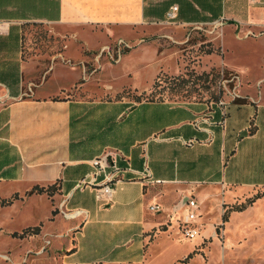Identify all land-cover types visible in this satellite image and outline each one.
Listing matches in <instances>:
<instances>
[{
    "label": "crops",
    "instance_id": "1",
    "mask_svg": "<svg viewBox=\"0 0 264 264\" xmlns=\"http://www.w3.org/2000/svg\"><path fill=\"white\" fill-rule=\"evenodd\" d=\"M173 7L174 19L166 22ZM0 22V188L9 189L7 196L48 197L54 204L30 242L54 238L50 260L57 264H152L161 248L178 241L188 247L169 264H223L199 248L218 241L214 226L222 222L229 233L239 224L221 221L213 199L204 226L196 198H214V190L237 195L264 189V96L254 93L256 84H264L263 68L245 101L223 108L218 98L133 102L77 84L80 69L73 82L61 84L60 76L74 69L54 58L35 75L21 46L24 27L34 24L55 28L54 36L82 49L91 38L169 36L166 26L188 35L217 23L221 36L231 28L225 37L256 42L264 37V0H0ZM188 139L200 143L185 148L180 140ZM106 151L124 158L119 165L128 170L109 198L97 199L99 186L79 183L91 179L90 161ZM183 198L197 207L193 240L180 236L172 217ZM227 235L229 248L234 240Z\"/></svg>",
    "mask_w": 264,
    "mask_h": 264
},
{
    "label": "rangeland",
    "instance_id": "2",
    "mask_svg": "<svg viewBox=\"0 0 264 264\" xmlns=\"http://www.w3.org/2000/svg\"><path fill=\"white\" fill-rule=\"evenodd\" d=\"M163 29L169 31V36L140 37L138 41L129 42L116 38L97 42L91 38L90 47L82 49L54 36L55 28L34 24L24 27L21 56L23 61L34 63L35 75L44 63L54 58L55 63L74 69L63 71L61 84L73 82L80 69L82 74L79 73L77 84H86L95 94L105 93L108 98L114 93L128 95L133 102L208 103L215 98L225 104L245 101L242 99L251 94V85L263 74L264 37L256 42L225 37L231 33V28L223 29L222 36L220 30L207 28L193 30L188 35L187 31L176 32L171 26ZM119 41L127 48L122 47L117 61L113 62ZM92 70L94 73H90ZM229 73L238 76L234 92L240 99L231 100L230 93L237 84L230 81ZM254 93L264 96V84L258 89L255 87ZM8 191V188H0V264H57L50 260L53 253L49 248L54 238H46L49 245L45 247L43 242L39 245L30 242L33 235H21L25 229L38 228L48 210L54 208L52 201L48 197L27 201L25 196H7ZM230 192L214 190V198H196L204 226L213 199L221 221L233 219L239 224V228L229 233H225L222 222L214 226L220 228L215 230L218 241L214 245L211 239L205 241L199 253L206 258L211 253L223 264H264V189L237 195H229ZM59 214L63 217L61 212ZM64 214L67 213L64 211ZM30 224L34 226L21 229ZM226 234V239L234 240L229 248L225 245ZM42 247L44 251L38 255ZM187 247L183 241L167 244L152 264H169L171 258L180 256Z\"/></svg>",
    "mask_w": 264,
    "mask_h": 264
},
{
    "label": "built area",
    "instance_id": "3",
    "mask_svg": "<svg viewBox=\"0 0 264 264\" xmlns=\"http://www.w3.org/2000/svg\"><path fill=\"white\" fill-rule=\"evenodd\" d=\"M252 1V0H248ZM176 10L175 7L171 8L170 12L166 14V22H172L174 19V11ZM221 23H217L212 28L213 30H216ZM4 30V25L0 22V34ZM263 34V31L261 32ZM246 36H252L251 33H247ZM127 48V46L119 41L116 44V50L117 52L115 54L116 57L112 58L113 62H116L120 53H121V48ZM103 53V52H102ZM94 71H90V73H93ZM229 75L230 81L232 83H235V87L233 88L232 92L230 93L231 100L234 99H240V96L234 92V89H236V86H238V76L236 74H227ZM234 81V82H233ZM264 83V81H263ZM262 83H258L255 85V87L258 89L259 86ZM217 106L219 108H223L225 106V103L222 101H217L216 102ZM220 114H221V121L218 123L219 125L223 124V118H224V112L223 110L220 109ZM200 143L197 140L194 139H188V140H180V144L185 147V148H190L195 144ZM120 161H125L124 158L120 157L114 152L111 151H106L103 152L101 155L97 156L96 158H93L90 161V165L93 169L91 179H88L86 181L82 180L79 184L82 186H94L97 185L99 186V192L96 195V198L99 199L100 196H104L105 198H109L111 192H112V187L114 184L120 182L122 180V175L125 173V171L128 170V166L126 165L125 168L121 167L119 165ZM97 178L99 180L97 181ZM196 204L191 198H187L183 205L176 211L172 210V217L176 218L177 224H178V232L180 236L185 239V240H193L197 235H198V227L195 223L196 219ZM148 210L150 212H154L158 210L157 206H149ZM74 215L75 212H74ZM63 217H66L65 214H63ZM43 245L48 246L49 241L48 240H43ZM6 259V258H5Z\"/></svg>",
    "mask_w": 264,
    "mask_h": 264
},
{
    "label": "trees",
    "instance_id": "4",
    "mask_svg": "<svg viewBox=\"0 0 264 264\" xmlns=\"http://www.w3.org/2000/svg\"><path fill=\"white\" fill-rule=\"evenodd\" d=\"M35 194H41V193H43V191L42 190H39V189H36L35 190V192H34ZM8 204V203H7ZM37 232H38V228H36V227H34V228H32V229H25L23 232H22V236H31V235H36L37 234ZM21 236V237H22Z\"/></svg>",
    "mask_w": 264,
    "mask_h": 264
},
{
    "label": "water",
    "instance_id": "5",
    "mask_svg": "<svg viewBox=\"0 0 264 264\" xmlns=\"http://www.w3.org/2000/svg\"><path fill=\"white\" fill-rule=\"evenodd\" d=\"M244 133H241V135H243ZM185 199L186 198H183L175 207H174V209H173V211H176V210H178L182 205H183V203L185 202Z\"/></svg>",
    "mask_w": 264,
    "mask_h": 264
}]
</instances>
